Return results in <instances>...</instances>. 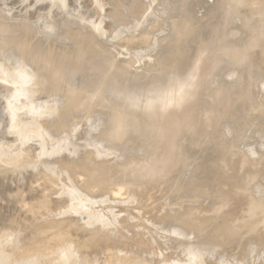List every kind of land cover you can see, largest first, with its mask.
I'll use <instances>...</instances> for the list:
<instances>
[{
    "label": "rangeland",
    "instance_id": "obj_1",
    "mask_svg": "<svg viewBox=\"0 0 264 264\" xmlns=\"http://www.w3.org/2000/svg\"><path fill=\"white\" fill-rule=\"evenodd\" d=\"M252 1L248 4L247 9L252 12L259 11L260 6L258 7V5L253 4ZM258 1L260 2L262 0ZM99 2L100 5L96 3L95 0H0V39L1 37H5L6 39H4L5 42L3 41L5 44L4 48L0 50V70H11V74H8L9 76L6 78L7 81L12 82L11 84L9 82H4L3 86L0 85V203L2 202V208L0 206V245L3 250L2 252L0 251V255L6 256V259L11 261L13 259L20 260L22 257L27 256H29L27 258H31V254L35 255L36 253L38 258L44 259V261L42 259L40 261V259L36 257V262L40 261L41 263L43 261L41 264H61L63 262H67L66 264H105L106 260L108 261L106 264H156L157 262V264H159L160 261L165 259L168 260V258L169 260L174 258L186 259L189 258V256L191 257L189 258L190 260L199 256L202 261H206V264H213V260H225L228 262L227 264H246L247 262V264H254L255 259V264L258 262L264 264V244L259 246L260 248L258 247V251H256L257 248L254 249L250 247L251 245L247 246V243L257 241L256 237L258 234L262 235L263 233L264 235V224L252 230L250 229L249 231L246 228H240L238 230L239 236L235 239V242H221L222 244L217 243L215 245V243L210 240L213 236V228L203 224V219L211 216V214L207 212L210 200L208 198L210 197L204 195L205 198L199 199V208L195 213L191 214V207L196 205L198 200L193 203L191 199L179 200L177 196L179 190L181 191L184 186L189 185L190 181L185 179L181 183L182 185L179 184V186H174L172 183L175 182L173 180L179 176L185 177L191 171V179L196 177L203 179L206 177V172L210 169H219L220 174H223L224 177L231 173V171H229L231 168L240 171V176L247 174L246 170H248L249 173L255 174V178L253 182L251 181L253 185L247 184L245 187L244 196L248 199L258 200L264 205V145L262 150H260L261 145L264 143V131L261 132L264 130V121L258 124V126L253 125V129L251 127L240 133L238 144L247 141L248 143H245V145L247 144L248 147H246L247 145L234 147L235 141L231 142L232 150L229 156L231 166L229 168L227 166L228 164H224L219 158L218 150L221 149L222 145L217 139L214 140V138H220L214 137L212 140L214 141L213 143H208V146L204 147L198 154L193 155V157L189 156L187 161L185 160L182 164L181 168H178L179 170L176 168L177 171H175V174L174 172L172 173L173 177L171 173L165 175L168 177L166 180L165 176L161 174L159 164L154 163L152 160L154 158L152 150L154 149L149 147V150L147 149L146 151V148H144V141L140 140L134 133H126L122 140L110 139L112 130L108 123V111L105 108L95 105V101H93V103L91 102L93 105L79 107L78 109H75L74 106H69L65 99L64 87L51 89L48 86V78L38 74L43 70L40 69L42 63L39 60L35 61V56L31 53V48L29 47V41L31 43L36 41L45 48L47 45L50 47L53 45L60 49L67 44H71L76 48V51L80 46L84 48L89 45V50H91L92 53H96L99 50L106 52L112 57L116 64L118 63L125 67L128 72L140 73L143 68L148 66L155 67L159 63L169 60L168 54L170 49L168 48L173 44L171 36H173L176 31L173 27L176 25L178 10H180L176 7L178 5H175L176 0H99ZM202 4L204 6L211 5L212 0H202ZM201 9L200 6L195 8V21L196 19L200 20V22L205 21V19L202 18L203 11ZM145 12H147V15ZM98 22L99 25H97V29L95 24H98ZM24 28H27L29 32V34H25V36L23 35ZM21 41H26L25 47L20 46ZM80 41H82L80 43L81 45L79 44ZM154 45H156L157 48ZM147 46L148 48H146ZM150 47L151 50H149ZM259 48L260 47H257L255 50L258 51ZM129 54L131 55L130 57ZM140 57L143 58V60ZM256 60L262 64L263 69L260 71L261 75L257 77L249 93L251 101L249 100L247 102L248 106H243V110L247 109L250 113L254 111L252 108L259 107L258 110H263L264 108V61L259 56H257ZM19 61L22 64H20ZM18 64L20 65L19 68L23 67L26 70L30 69V72L33 70L31 72L33 79H30L28 91L25 95L22 94L21 96L19 93H16V89H19L18 84L14 83L16 79L11 77L12 71L16 72L19 66ZM48 71L49 70L46 69L47 75L49 74ZM226 73L229 74L227 75ZM221 76L225 86L229 87L234 83L233 68H227L221 73ZM244 85L246 84L243 82L241 87ZM178 91L180 92L179 95L182 94V89ZM86 97H88L86 100L89 98L95 100L93 94H89ZM8 100H13L11 106L13 110L17 108V115L16 118H14L16 121L11 118L12 111L6 105ZM229 102L232 103L233 101ZM223 104L224 103H221L220 108H222L221 106H223ZM32 105L36 108H33ZM37 109L40 111H37ZM33 110H35V112L37 111V114H34ZM255 110V112H258L257 108ZM19 115L23 117L21 118ZM28 120L30 124L33 121L34 123H39V125H36V123L33 125L32 123L33 126L37 127L36 132H34L36 129L33 126L29 127L27 123ZM15 122L18 124L21 122L19 126H24V122L25 125H27V129H29H26V131L25 127H18V124L16 126ZM205 123L206 122L199 117L196 127L192 130L179 132L177 134V140L181 139L182 135L194 137L196 132L203 129ZM260 126L263 128L262 130ZM11 127H14L11 130L12 132L7 131ZM17 128L19 129L17 130ZM33 128L34 130L32 131ZM254 128L261 131L257 132V129ZM250 130L252 132H250ZM13 131L16 132V135ZM213 131H215L213 128H207V134ZM250 133L253 135H250ZM254 135H257L258 139L257 136L255 138ZM244 136H246L249 141ZM15 138L17 140H15ZM134 140L137 142H133ZM108 146L113 149L110 150ZM188 146L186 142L181 145L177 151L180 149H189L190 153L198 151L197 148H189ZM243 146L253 150L258 147V150L256 149L255 151L259 153L257 152L258 155L256 159L254 158L255 160H248L241 155L242 151L246 150ZM260 153H262V155ZM3 156H7V160L5 157L2 159ZM169 158H171L170 154ZM196 160L198 163H196ZM239 161L243 162V166H247L244 170L239 169ZM144 163H149L147 167L149 170H147V176L143 177L140 175V171H142L140 170L142 169L140 166ZM246 163L250 165H246ZM188 168L189 172L187 171ZM186 171L188 173H185ZM177 172L178 174L176 175ZM225 172H227L226 175ZM141 174L145 175L146 171L143 173L141 172ZM171 178L174 179L170 181ZM50 179L52 180L50 181ZM257 179H259V181ZM147 182L152 184L149 185ZM249 185L253 188H249ZM32 188L34 190H32ZM115 188H117L116 191L114 190ZM141 188L142 191H140ZM130 189L133 191H130ZM135 189H137L138 193ZM224 189L228 190H226V192H230L234 195L236 194L234 196L235 199L242 200V197L244 199L243 192L241 195L240 190L233 188H229V190L227 187H224ZM23 190L25 191L23 192ZM123 190L126 191V193L128 192V194ZM32 191L37 192L40 196L38 195L31 199L28 193ZM116 193H118V195H116ZM17 194L19 196H17ZM44 194L50 197L48 196L49 198H45ZM146 197H148V199ZM259 197L261 198L259 199ZM37 198L41 199L38 200ZM242 202L239 206L242 210L240 209L239 211V208H237L235 211L239 218L242 216L241 213H243L242 211L245 208ZM26 203L31 206L29 207ZM52 203L53 205L55 204V206H52ZM80 203L84 204L80 205ZM12 204H14V206ZM48 205H51L49 209ZM54 207L57 209L55 210ZM230 208H232L231 205ZM46 209L47 211L45 212ZM51 210L54 211L52 212ZM12 213H15L16 216ZM32 213L34 214L33 217ZM177 213L180 217L176 216ZM179 213H181V215ZM23 214H27V216ZM171 216H173V218H171ZM18 217L20 220L22 217V222L18 221ZM26 218L27 220H25ZM174 218L177 220L174 221ZM54 220L56 223L58 222L59 225L54 223ZM45 222L47 223L45 224ZM60 226L63 229L61 228V231H58ZM186 226L189 227L186 228ZM253 233H255L256 236ZM251 236L253 238H251ZM254 236L255 241L252 240ZM13 238H15V240ZM10 239L13 240L11 243ZM108 239L111 241V245H109ZM5 241L6 244H4ZM56 242H58V245ZM96 244L100 247L97 248ZM102 244L108 251L113 252L115 248L114 251L117 250L118 252H114L112 256L107 250V252H104L105 248H102ZM61 245H64V247L62 248ZM86 246L89 247L87 248ZM111 246L112 248L110 249ZM144 246L147 248H144ZM92 247H96V249L94 250ZM3 248L7 249L5 250ZM40 248L42 249L40 250ZM100 248L103 251L100 252ZM142 248H144L145 251ZM251 248L253 249V254L256 252L255 256L250 251L249 254L248 250H251ZM43 249L46 250L43 252ZM66 249H68V252ZM69 250L71 252L73 251V253H70ZM59 251L61 253L62 251H66L67 254H65V252L64 256L72 254V256H68L69 259H71L69 261L65 259L64 261V258L67 256L63 257V254ZM41 252L46 256L42 254L41 257V254H39ZM57 252L59 254H56ZM88 252L91 253L89 254ZM145 252H147V254ZM97 253L100 255V258L99 255L96 257L95 254ZM139 253H143L144 255H140ZM14 254L16 255L14 256ZM60 254L62 256L60 259H63V262L57 259ZM149 254L153 258H150ZM169 254H171V256ZM103 255L106 259L105 257L102 259ZM141 256H144L143 259ZM145 256L148 259H146ZM79 257H81V259ZM117 257L119 258L117 259ZM252 257L254 259H252ZM72 258L74 259V263H72ZM97 258L99 259L97 260ZM56 259L57 262L55 261ZM3 261L4 263H2ZM3 261L1 260L2 264H10L5 259ZM38 262L37 264H40Z\"/></svg>",
    "mask_w": 264,
    "mask_h": 264
},
{
    "label": "water",
    "instance_id": "obj_2",
    "mask_svg": "<svg viewBox=\"0 0 264 264\" xmlns=\"http://www.w3.org/2000/svg\"><path fill=\"white\" fill-rule=\"evenodd\" d=\"M175 5L180 10L173 27L176 29L173 44L168 48L169 60L143 68L140 73L128 72L102 50L92 53L89 45L80 46L76 51L71 44L59 49L29 41V47L35 61L42 63L40 69L43 70L38 74L48 78L51 89L64 87L65 99L75 109L93 105L86 100L87 95L93 94L94 104L108 111L110 139L122 140L126 133H134L144 141L146 151L149 147L154 149L152 160L159 164L164 176L181 168L189 156L193 157L208 143H213L214 137L220 138H214L222 145L218 150L219 158L229 168L231 142L236 144L242 131L264 121V108L254 113L243 110V106H248L247 102L251 101L249 93L263 69L256 58L264 54V12L247 9L245 0H212L207 6L202 0H176ZM197 6L202 8L204 22L194 19ZM25 34H29L27 28H24ZM4 39H0V50L4 48ZM20 46L25 47L26 41H21ZM257 47H260L258 51L255 50ZM229 67L234 69V83L227 87L221 73ZM243 82L246 85L241 87ZM172 84L190 89L180 107L165 112L141 107L143 101L156 98ZM221 103H224L222 108ZM199 117L206 122L203 129L194 137L182 135L177 140L179 132L196 127ZM225 127L230 129L232 137L226 134ZM207 128L215 131L207 134ZM186 142L189 148L198 151H177ZM148 166L149 163L140 166L143 177L147 176ZM246 167L240 165L239 169ZM144 171L146 174H141ZM229 171L231 173L224 177L219 169H210L203 179H191V171L185 177H175L173 182L174 186H179L185 179L190 181L177 196L179 200L191 199L193 203L198 200L191 207V214L199 208V199L205 198L204 195L210 197L207 212L211 216L203 219V224L213 228L210 238L213 243L232 241L237 239L240 228L249 231L264 224V205L244 196L245 187L255 174L246 170L247 174L240 176L237 169ZM224 187L240 190L244 199H235ZM240 201L245 208L238 218L235 211Z\"/></svg>",
    "mask_w": 264,
    "mask_h": 264
},
{
    "label": "bare ground",
    "instance_id": "obj_3",
    "mask_svg": "<svg viewBox=\"0 0 264 264\" xmlns=\"http://www.w3.org/2000/svg\"><path fill=\"white\" fill-rule=\"evenodd\" d=\"M95 1H96V3H98V4L100 5L99 0H98V1L95 0ZM245 1L249 4L252 0H245ZM10 2H11V1H10ZM101 3H102V2H101ZM252 3L258 5V7L260 6V10H259V11L264 12V8H263V7H264V6H263V5H264V0H262V1H260V2H259L258 0H253ZM261 7H262V8H261ZM32 8H33V7H32ZM162 8H164V7H162ZM20 9H21V8H20ZM149 9H150V8H149ZM165 9H167V8H165ZM151 10H152V9H151ZM167 10H168V9H167ZM167 10H166V13H167ZM148 11H149V10H148ZM152 11H153V10H152ZM162 11H164V10H162ZM162 11H161V12H162ZM146 13H147V12H145V14H146ZM153 13H154V12H153ZM166 13H165V15H166ZM157 14H158V13H157ZM162 14H163V13H162ZM146 15H147V14H146ZM146 15H145V18H146ZM157 16H158V15H157ZM143 18H144V17H143ZM140 21H141V20H140ZM140 21H138V22H140ZM142 22H143V21H142ZM146 22H147V21H146ZM100 23H101V21H100ZM95 25H96V27H97V25H99V22H98V24H95ZM100 25H101V24H100ZM162 25H163V24H162ZM99 28H101V27H99ZM97 29H98V27H97ZM97 29H96V31H97ZM103 30H104V29H103ZM134 30H135V29H134ZM98 31H99V30H98ZM101 31H102V30H101ZM133 33H134V32H133ZM164 33H165V32H164ZM97 34H98V33H97ZM93 35H94V34H93ZM95 36H96V35H95ZM101 36H102V35H101ZM171 38H172V36H171ZM103 39H104V38H103ZM168 39H169V38H168ZM110 40H111V39H110ZM108 41H109V40H108ZM127 41H128V40H127ZM127 41H126V42H127ZM168 41H169V40H168ZM153 42H154V41H153ZM162 42H163V41H162ZM108 43H109V42H108ZM151 43H152V42H151ZM151 43H149V44H151ZM166 43H167V42H166ZM166 43H165V44H166ZM109 44H111V43H109ZM156 44H157V43H156ZM158 44H159V39H158ZM162 44H164V43H162ZM106 45H107V42H106ZM150 46H151V45H150ZM154 46L156 47V45H154ZM152 47H153V46H152ZM163 47H164V46H163ZM165 47H166V45H165ZM146 48H148V46H147ZM156 48H157V47H156ZM156 48H155V49H156ZM112 49H113V48H112ZM155 49H154V50H155ZM159 49H160V48H159ZM22 50H23V49H22ZM122 50H123V49H122ZM149 50H151V47H150ZM163 50H164V49H163ZM134 51H135V50H134ZM142 51H143V50H142ZM156 51H157V50H156ZM164 52H165V51H164ZM121 53H122V52H121ZM121 53H120V54H121ZM132 53H133V52H132ZM132 53H130V54H132ZM138 53H139V52H138ZM138 53H137V54H138ZM130 54H129V57L131 56ZM134 54H135V53H134ZM139 54H141V53H139ZM132 55H133V54H132ZM162 55H163V54H162ZM123 56H124V55H123ZM144 56H145V55H144ZM152 56H153V55H152ZM120 57H121V56H120ZM125 57H127V56H125ZM129 57H128V58H129ZM136 57H137V56H136ZM137 58H138V57H137ZM137 58H136V59H137ZM140 58H141V57H140ZM150 58H151V57H150ZM261 58H262V60L264 61V54L261 56ZM29 59H30V58H29ZM122 59H125V58H122ZM141 59L143 60V58H141ZM22 60H23V59H22ZM142 60H141V61H142ZM117 62H119V61H117ZM139 62H140V61H139ZM139 62H138V63H139ZM142 62H143V61H142ZM7 63H8V62H7ZM19 63H20V61H19ZM20 64H22V63H20ZM117 64H118V63H117ZM18 65H19V64H18ZM23 65H24V64H23ZM19 67H20V65L17 67L16 72H13V71H12V75H11V77H13V78L16 79V80L14 81V83L18 84V86H19V89H16V90L18 91V92L16 91V93H19V95L21 96L22 94L25 95V93L28 91L29 84H30V79H33V78H32L33 75H32V73H31L33 70L30 72V71H29L30 69H29V70H26L25 68L22 67V65H21L22 68H19ZM9 68H10V67H9ZM26 68H27V66H26ZM28 68H29V67H28ZM231 73H232V71H231ZM8 74H11V70H10V71H8L7 69H2V70H0V85L3 86V83H4V82H9L10 84L12 83L11 81H7V78H6V77L9 76ZM226 74H227V73H226ZM228 74H229V73H228ZM228 74H227V75H228ZM37 75H38V74H37ZM224 76H225V75H224ZM11 77H10V78H11ZM233 79H234V77H233ZM8 80H9V79H8ZM230 80H231V79H230ZM5 85H7V84H5ZM48 86H49V85H48ZM230 86H231V85H230ZM180 89H182V94L179 95L180 92H179L178 90H180ZM13 90H14V89H13ZM11 93H12V92H11ZM189 93H190V89H189V88H185L184 86H178V85H173V84H172V85L167 86L166 89H165V90H164L159 96H157L156 98L151 99V100H145V101H143L142 104H140V105H141V107H142L143 109H147V110L157 109V110H159V111H161V112H165V111H168V110H171V109H176V108L180 107L181 104H182V103L187 99V97L189 96ZM12 94H13V93H12ZM19 95H18V96H19ZM16 98H17V96H16ZM87 98H88V97H87ZM9 99H10V98H9ZM11 99H12V98H11ZM17 99H18V98H17ZM14 100H15V98H14ZM52 100H53V99H52ZM87 101H88V103H91V102L93 103L94 100L91 99V98H89V99H87ZM0 102H1V101H0ZM92 103H91V104H92ZM12 104H13V100H8L7 103H6V105H7V106L11 109V111H12V112L10 111V112H11V116H12L11 118L14 119V118H16V115H17V113H16V109H17V108L15 109V107H14L15 110H13V108H11ZM30 105H31V104H30ZM32 106H33V105H32ZM39 106H40V105H39ZM16 107H17V106H16ZM22 107H23V106H22ZM6 108H7V107H6ZM33 108H36V107L33 106ZM43 108H44V107H43ZM256 108L258 109L259 107H256ZM256 108H252V110L254 109L253 113L255 112V109H256ZM28 109H29V108H28ZM31 109H32V108H31ZM37 111H40V110L37 109ZM37 111H36V112H37ZM259 111H260V110H259ZM36 112H35V110H33V113H34V114H37ZM4 113H5V112H4ZM22 114H23V113H22ZM23 115H24V114H23ZM19 116H20L21 118L23 117V116H21V115H19ZM19 116H18V117H19ZM24 116H25V115H24ZM98 116H99V115H98ZM18 117H17V118H18ZM20 117H19V118H20ZM103 117H104V116H103ZM26 118H27V117H26ZM32 118H34V117H32ZM32 118H31V119H32ZM10 120H11V119H10ZM24 120H26V119H24ZM14 121H16V120L14 119ZM20 121H21V120H20ZM38 121H39V120H38ZM8 122H9V120H8ZM25 122H26V121H25ZM31 122H32V121H31ZM103 122H104V121H103ZM0 123H1V122H0ZM9 123H10V122H9ZM12 123H13V122H12ZM15 123H16V122H15ZM20 123H21V122H19V124L16 123V126H17V124H18V127H25V130H26V129H27V125H25V123L23 122V125H24V126H22V125L19 126ZM27 123L29 124V127L35 125V123H36V125H39V123H38V124H37V122L34 123V121L32 122V123H33V125H32V123H31V124L29 123V120H28ZM27 123H26V124H27ZM41 123H42V122H41ZM263 125H264V123H263ZM257 126H258V125H257ZM33 127H34L36 130H34V128H33L32 131L34 130V132H36V131H37V127H35V126H33ZM42 127H43V126H42ZM42 127H41V129H42ZM13 128H14V127H11V128H10L9 130H7V131H11ZM15 128H16V127H15ZM257 128H258V127H257ZM257 128H254V129H257ZM260 128H261V126H260ZM263 128H264V127H263ZM263 128H261V130H262ZM18 129H19V128H17V130H18ZM28 129H29V128H28ZM28 129H27V130H28ZM38 129H39V128H38ZM252 129H253V126H252ZM27 130H26V131H27ZM261 130H260V131H261ZM41 131H42V130H41ZM224 131L226 132V134H228L229 137H232V134H230L231 131H230V129H229L228 127H225V128H224ZM247 131H248V130H247ZM256 131H257V132H260V131H258V129H257ZM256 131H255V132H256ZM263 131H264V130H262L261 132H263ZM11 132H12V131H11ZM13 132H14V131H13ZM23 132H24V131H23ZM250 132H252V131L250 130ZM255 132H253V133H255ZM9 133H10V132H9ZM15 133H16V132H14V134H15ZM26 133H27V132H26ZM26 133H25V135H26ZM248 133H249V132H248ZM3 134H4V133H3ZM7 134H8V133H7ZM43 134H44V133H43ZM43 134H42V135H43ZM251 134H252V133H250V135H251ZM10 135H11V134H10ZM15 135H16V134H15ZM22 135H23V134H22ZM25 135H24V138H25ZM246 135H247V134H246ZM252 135H253V134H252ZM8 136H9V135H8ZM26 136H27V135H26ZM248 136H249V134H248ZM254 136H255V135H254ZM256 136H257V135H256ZM256 136H255V138H256ZM27 137H28V136H27ZM244 137H246V136H244ZM249 137H250V136H249ZM249 137H248V138H249ZM263 137H264V135H263ZM24 138H23V139H24ZM18 139H19V138H18ZM41 139H42V138H41ZM243 139H244V138H243ZM246 139H247V137H246ZM257 139H258V136H257ZM15 140H17V139L15 138ZM247 140H248V139H247ZM250 140H251V139H250ZM261 140H262V139H261ZM135 141H136V140H134L133 142H135ZM248 141H249V140H248ZM251 141H253V140H251ZM254 141H255V140H254ZM136 142H137V141H136ZM139 142H140V141H139ZM238 143H239V142H237V143L234 145V147H235V146H238V147H239V146L245 145V143H248V142L246 141L245 143H241V144H238ZM262 143H263V142H262ZM250 144H251V143H250ZM259 144H260V143H259ZM259 144H258V145H259ZM246 145H247V144H246ZM246 145H245V146H246ZM251 145H252V144H251ZM253 145H254V143H253ZM263 145H264V143L261 145L260 150H262ZM110 146H111V145H110ZM116 146H117V145H116ZM120 146H121V145H120ZM259 146H260V145H259ZM108 147H109V146H108ZM246 147H248V145H247ZM246 147L243 146V148H246ZM101 148H102V147H101ZM109 148H110V147H109ZM109 148H108V149H109ZM120 148H121V147H120ZM241 148H242V147H241ZM241 148H240V149H241ZM257 148H258V147H257ZM257 148H256V149H257ZM1 149H2V148H1ZM112 149H113V148H112ZM112 149L110 148V150H112ZM115 149H116V147H115ZM118 149H119V148H118ZM125 149H126V147H125ZM125 149H124V150H125ZM178 149H179V148H178ZM256 149H255V150H256ZM255 150H253V149H249V148H246V150H243V151H242L241 155L244 156L245 158H247L248 160L253 161V160L256 159V156H257L258 153H259L258 151H255ZM257 150H258V149H257ZM1 151H2V150H1ZM113 151H114V150H113ZM117 151H118V150H117ZM125 151H126V150H125ZM125 151H123V152H125ZM239 151H240V150H239ZM263 151H264V150H263ZM176 152H177V151H176ZM257 152H258V153H257ZM25 153H26V152H25ZM25 153H24V154H25ZM237 154H238V153H237ZM260 154L262 155V153H260ZM122 155H123V154H122ZM1 156H2V155H1ZM10 156H11V155H10ZM14 156H15V155H14ZM4 157H5V156H3V158H2V157H1V158L4 159ZM15 157H16V156H15ZM262 157H263V156H262ZM7 158H8V157L6 156L5 159L7 160ZM123 158H124V157H123ZM254 158H255V159H254ZM9 159H10V158H9ZM16 159H17V158H16ZM16 159H15V160H16ZM105 159H106V158H105ZM258 159H259V158H258ZM12 160H13V159H12ZM108 160H109V159H108ZM110 160H111V159H110ZM8 161H10V160H8ZM186 161H187V160H186ZM184 162H185V161H184ZM7 163H8V162H7ZM118 163H119V162H118ZM189 163H190V162H189ZM191 163H192V162H191ZM242 163H243V162L239 161V164H240V165H242ZM1 164H2V163H1ZM186 164H187V162H186ZM247 164H248V163H246V165H247ZM252 164H253V163H252ZM252 164H251V165H252ZM4 165H5V164H4ZM155 165H156V164H155ZM184 165H185V164H184ZM184 165H183V167H184ZM248 165H250V164H248ZM253 165H254V164H253ZM227 166H228V165H227ZM8 167H9V166H8ZM131 167H132V166H131ZM185 167H186V165H185ZM185 167H184V168H185ZM0 168H1V167H0ZM34 170H35V169H34ZM68 170H69V169H68ZM72 171H73V170H72ZM187 171L189 172V168H188ZM187 171H186L185 173H188ZM66 172H67V171H66ZM183 172H184V170H183ZM183 172H182V173H183ZM172 173H173V172H172ZM172 173H171V175H172ZM223 173H224V172H223ZM7 174H8V173H7ZM72 174H73V173H72ZM174 174H175V172H174ZM177 174H178V172L176 173V175H177ZM263 174H264V173H263ZM176 175H175V176H176ZM183 175H184V174H183ZM168 176H169V175H168ZM70 177H71V176H70ZM160 177H162V176H160ZM170 177H171V176H170ZM170 177H169V178H170ZM172 177H173V175H172ZM23 178H24V177H23ZM75 178H76V177H75ZM75 178H73V179H75ZM87 178H88V177H87ZM158 178H159V177H158ZM162 178H163V177H162ZM165 178H166V180L168 179V177H166V176H165ZM165 178H164V180H165ZM263 178H264V177H263ZM48 179H49V178H48ZM173 179H174V178H171L170 181H172ZM51 180H52V179H50V181H51ZM156 180H158V179H156ZM159 180H161V179H159ZM162 180H163V179H162ZM164 180H163V182H164ZM257 180L259 181V179H257ZM260 180H261V179H260ZM147 181H148V180H147ZM173 181H174V180H173ZM148 182H149V181H148ZM148 182H147V183H148ZM150 182H152V181H150ZM252 182H253V180H252ZM252 182H250V184H252ZM262 182H263V181H262ZM10 183H11V182H10ZM147 183H145V184H147ZM152 183H153V182H152ZM152 183H150V184H152ZM172 183H173V182H172ZM37 184H38V182H37ZM44 184H45V183H44ZM94 184H95V183H94ZM108 184H109V183H108ZM123 184H124V183H123ZM125 184H126V183H125ZM139 184H140V183H139ZM141 184H142V183H141ZM143 184H144V183H143ZM148 184H149V183H148ZM148 184H147V185H148ZM150 184H149V185H150ZM256 184H257V183H256ZM82 185H83V184H82ZM132 185H133V184H132ZM149 185H148V186H149ZM252 185H253V184H252ZM4 186H5V185H4ZM114 186H116V185H114ZM249 186H250L249 188H251V189L253 188V187H251V185H249ZM26 187H27V185H26ZM41 187H42V186H41ZM43 187H44V186H43ZM83 187H84V185H83ZM97 187H98V186H97ZM117 187H118V186H117ZM142 187H143V186H142ZM144 187H145V186H144ZM152 187H153V186H152ZM46 188H47V187H46ZM46 188H45V189H46ZM155 188H156V187H155ZM177 188H178V187H177ZM24 189H25V188H24ZM37 189H38V187H37ZM116 189H117V188H115L114 190L116 191ZM147 189H148V188H147ZM228 189H229V188H228ZM32 190H34V189L32 188ZM38 190H39V189H38ZM85 190H86V189H85ZM105 190H106V189H105ZM107 190H108V189H107ZM112 190H113V188H112ZM128 190H129V188H128ZM131 190H132V189H130V191H131ZM135 190L137 191V189H135ZM135 190H134V191H135ZM181 190H182V189H181ZM229 190H230V189H229ZM24 191H25V190H23V192H24ZM40 191H41V190H40ZM52 191H53V190H52ZM52 191H51V192H52ZM123 191H124V190H123ZM130 191H129V193H130ZM132 191H133V190H132ZM140 191H142V188L140 189ZM172 191H173V190H172ZM179 191H180V190H179ZM251 191H252V190H251ZM54 192H55V191H54ZM87 192H88V190H87ZM124 192L126 193V191H124ZM17 193H18V192H17ZM40 193H41V192H40ZM55 193H56V192H55ZM137 193H138V191H137ZM233 193H234V192H233ZM250 193H251V192H250ZM13 194H14V193H13ZM13 194H12V195H13ZM24 194H25V193H24ZM28 194L30 195L31 199H32V197H35V196H38V195L40 196V194H37V192H34V191H32V192H30V193H28ZM28 194H27V195H28ZM47 194H48V192H47ZM51 194H52V193H51ZM81 194H82V193H81ZM88 194H89V193H88ZM109 194H110V193H109ZM109 194H108V195H109ZM126 194H128V192H127ZM131 194H132V193H131ZM1 195H3V194H1ZM27 195H26V196H27ZM29 195H28V196H29ZM41 195H42V194H41ZM85 195H86V194H85ZM116 195H118V193H116ZM144 195H145V194H144ZM235 195H236V194H235ZM235 195L233 194V196H235ZM17 196H19V195L17 194ZM44 196H45V198H46V197H48L49 195L46 196V195L44 194ZM128 196H129V195H128ZM255 196H256V195H255ZM49 197H50V196H49ZM49 197H48V198H49ZM82 197H83V195H82ZM87 197H88V196H87ZM140 197H141V196H140ZM42 198H43V197H42ZM65 198H66V197H65ZM85 198H86V197H85ZM143 198H144V197H143ZM146 198L148 199V197H146ZM150 198H151V197H150ZM254 198H255V197H254ZM260 198H261V197H259V199H260ZM9 199H10V198H9ZM27 199H28V198H27ZM33 199H34V198H33ZM37 199H38V198H37ZM39 199H41V198H39ZM39 199H38V200H39ZM83 199H84V198H83ZM113 199H114V198H113ZM263 199H264V198H263ZM1 200H2V199H1ZM25 200H26V198H25ZM46 200H48V199H46ZM80 200H81V199H80ZM86 200H87V199H86ZM239 200H240V199H239ZM10 201H11V200H10ZM28 201H30V200H28ZM54 201H55V200H54ZM79 202H81V201H79ZM82 202H83V201H82ZM1 203H2V202H1ZM1 203H0V206H1ZM31 203H32V202H31ZM34 203H35V202H34ZM48 203H49V202H48ZM53 203H54V202H53ZM53 203H52V206H55V204L53 205ZM240 203H241V202H240ZM3 204H4V203H3ZM8 204H9V203H8ZM26 204H27V203H26ZM40 204H41V202H40ZM40 204H39V206H40ZM44 204H45V202H44ZM46 204H47V203H46ZM50 204H51V203H50ZM82 204H84V203H82ZM82 204L80 203V205H82ZM202 204H203V203H202ZM12 205L14 206V204H12ZM27 205H29V204H27ZM60 205H62V204H60ZM80 205H79V206H80ZM13 206H12V208H13ZM23 206H24V204H23ZM25 206H26V205H25ZM30 206H31V205H29V207H30ZM41 206H42V205H41ZM49 206H51V205H48V209H49ZM83 206H84V205H83ZM157 206H158V205H157ZM178 206H179V205H178ZM6 207H7V206H6ZM16 207H17V205H16ZM27 207H28V206H27ZM42 207H43V206H42ZM42 207H41V208H42ZM100 207H101V206H100ZM183 207H184V206H183ZM242 207H243V206H242ZM1 208H2V206H1ZM4 208H5V207H4ZM44 208H45V206H44ZM44 208H43V209H44ZM54 208H55V207H54ZM86 208H87V207H86ZM152 208H153V207H152ZM152 208H151V210H152ZM160 208H161V207H160ZM243 208H244V207H243ZM9 209H10V207H9ZM9 209H8V212H9ZM28 209H29V208H28ZM28 209H27V210H28ZM30 209H31V208H30ZM50 209H51V208H50ZM52 209H53V208H52ZM56 209H57V208H55V210H56ZM174 209H175V208H174ZM178 209H179V208H178ZM188 209H189V208H188ZM240 209H241V208H239L238 210L240 211ZM10 210H11V209H10ZM88 210H89V208H88ZM179 210H181V209H179ZM183 210H184V209H183ZM241 210H242V209H241ZM13 211H14V210H13ZM30 211H32V210H30ZM46 211H47V209L45 210V212H46ZM51 211L53 212L54 210H51ZM51 211H50V212H51ZM152 211H153V210H152ZM184 211H185V210H184ZM184 211H183V212H184ZM186 211H187V210H186ZM0 212H1V211H0ZM5 212H6V211H5ZM8 212H7V213H8ZM42 212H43V211H42ZM45 212H43V213L46 214ZM61 212H62V211H61ZM89 212H90V211H89ZM89 212H88V215H89ZM154 212H155V211H154ZM168 212H169V211H168ZM187 212H188V211H187ZM2 213H3V212H2ZM15 213H16V212H15ZM15 213H12V214H14V216H16ZM26 213H27V212H26ZM28 213H29V211H28ZM30 213H31V212H30ZM48 213H49V211H48ZM152 213H153V212H152ZM181 213H182V211H181ZM181 213H179V214L181 215ZM19 214H21V213H19ZM170 214H171V213H170ZM241 214H242V213H241ZM23 215H26V216H27V214H23ZM41 215H42V214H41ZM48 215H49V214H48ZM50 215H51V214H50ZM88 215H87V216H88ZM12 216H13V215H12ZM20 216H21V215H20ZM33 216H34V214L32 213V217H33ZM67 216H68V215H67ZM91 216H92V215H91ZM176 216H179L178 213L176 214ZM176 216H175V217H176ZM49 217H50V216H49ZM72 217H73V216H72ZM179 217H180V216H179ZM179 217H178V219H179ZM18 218H19V217H18ZM18 218H16V219H18ZM28 218H29V216H28ZM36 218H37V216H36ZM171 218H173V216H171ZM176 218H177V217H176ZM176 218H174L175 220H174V219H173V220L176 221V220H177ZM238 218H239V217H238ZM23 219H24V218H23ZM32 219H35V218H32ZM42 219H43V218H42ZM77 219H78V218H77ZM89 219H91V218H89ZM21 220H22V217H21ZM21 220H20V218L18 219V221H21ZM25 220H27V218H26ZM36 220H37V219H36ZM51 220H52V219H51ZM65 220H66V219H65ZM162 220H163V218H162ZM32 221H33V220H32ZM49 221H50V220H49ZM171 221H172V220H171ZM194 221H195V219H194ZM14 222H15V221H14ZM21 222H22V221H21ZM42 222H43V221H42ZM43 223H44V222H43ZM43 223H42V224H43ZM46 223H47V222H45V224H46ZM50 223H51V222H50ZM54 223H56L55 220H54ZM56 224L59 225L58 222H57ZM171 224H172V223H171ZM39 225H41V224H39ZM180 225H182V224H180ZM183 225H184V224H183ZM15 226H16V225H15ZM177 226H178V224H177ZM37 227H38V226H37ZM188 227H189V226H188ZM188 227L186 226V228H188ZM190 227H191V226H190ZM40 228H41V227H40ZM51 228H53V227H51ZM56 228H57V226H56ZM58 228H59V227H58ZM61 228H62V227L60 226L59 230H58V229H57V230H58V231H61V230H60ZM182 228H183V227H182ZM184 228H185V226H184ZM7 229H8V228H7ZM62 229H63V228H62ZM192 229H194V228H192ZM38 230H39V229H38ZM55 230H56V229H55ZM71 230H72V229H71ZM201 230H202V229H201ZM73 231H74V230H73ZM196 231H197V230H196ZM17 232H18V231H17ZM68 232H69V231H68ZM256 232H257V231H256ZM256 232H255V233H256ZM259 232H260V231H259ZM261 232H262V231H261ZM6 233H8V232H6ZM91 233H92V232H91ZM249 233H250V232H249ZM255 233H253V234L255 235ZM8 234H9V233H8ZM114 234H115V233H114ZM253 234H252V235H253ZM256 234H257V233H256ZM1 235H2V234H1ZM15 235H16V234H15ZM2 236H3V235H2ZM9 236H10V235H9ZM110 236H111V235H110ZM153 236H154V235H153ZM238 236H239V235H238ZM248 236H249V235H248ZM255 236H256V235H255ZM255 236H254V239H252V240H254V241H255ZM4 237H6V236H4ZM4 237H3V238H4ZM12 237H13V236H12ZM12 237H11V238H12ZM18 237H19V236H18ZM3 238H1V239H3ZM245 238H246V237H245ZM251 238H253V237L251 236ZM13 239L15 240V238H13ZM63 239H64V238H63ZM256 239H257V241H255V242H253V243H251V242L247 243V246H248V245H249V246L251 245L250 247H253L254 249L257 248L256 251H258V249L260 248L259 246H262V245L264 244V235H263V233H262V235L258 234L257 237H256ZM10 240H11V239H10ZM106 240H107V239H106ZM111 240H112V239H111ZM12 241H13V240H11L10 243H11ZM44 241H45V240H44ZM69 241H70V240H69ZM74 241H75V240H74ZM108 241H109V239H108ZM233 241L235 242V239H233V240L230 241V242L233 243ZM46 242H47V241H46ZM59 242H60V241H59ZM70 242H71V241H70ZM112 242H113V241H112ZM241 242H242V241H241ZM15 243H16V242H15ZM37 243H38V242H37ZM40 243H41V242H40ZM56 243H57V245H58V242H56ZM65 243H66V241H65ZM75 243H76V242H75ZM104 243H105V242H104ZM109 243H110V244H109ZM109 243H108V244L111 245V241H109ZM178 243H179V242H178ZM220 243H221V242H220ZM220 243H218V244H220ZM4 244H6V241H5ZM31 244H32V243H31ZM50 244H51V243H50ZM63 244H64V243H63ZM201 244H202V243H201ZM216 244H217V243H215V245H216ZM221 244H222V243H221ZM230 244H231V243H230ZM236 244H237V243H236ZM242 244H244V243H242ZM12 245H15V244H12ZM36 245H38V244H36ZM66 245H67V244H66ZM79 245H80V243H79ZM91 245H93V244H91ZM96 245H97V244H96ZM102 245H103V244H102ZM102 245H101V246H102ZM109 245H106V246H109ZM112 245H113V244H112ZM5 246H7V245H5ZM29 246H30V245H29ZM42 246H43V245H42ZM55 246H56V245H55ZM61 246H62V245H61ZM94 246H95V245H94ZM160 246H161V245H160ZM195 246H196V245H195ZM198 246H200V245H198ZM201 246H202V245H201ZM228 246H229V245H228ZM233 246H234V245H233ZM3 247H4V246H3ZM19 247H20V246H19ZM26 247H27V246H26ZM39 247H40V246H39ZM43 247H44V246H43ZM50 247H51V246H50ZM63 247H64V245L62 246V248H63ZM66 247H67V246H66ZM66 247H65V248H66ZM68 247H69V246H68ZM86 247H87V246H86ZM88 247H89V246H88ZM88 247H87V248H88ZM90 247H91V246H90ZM99 247H100V246L97 245V248H99ZM113 247H114V246H113ZM142 247H143V245H142ZM219 247H221V246H219ZM223 247H224V246H223ZM250 247H249V249H250ZM258 247H259V248H258ZM37 248H38V247H37ZM37 248H36V249H37ZM48 248H49V247H48ZM48 248H47V249H48ZM65 248H64V250H65ZM102 248L104 249L105 246L103 245ZM108 248H109V247H108ZM111 248H112V246L110 247V249H111ZM135 248H136V247H135ZM144 248H147V247L144 246ZM144 248H142V249L144 250ZM215 248H216V247H215ZM0 249H1L0 251L2 252L3 250H2L1 245H0ZM3 249H5V248H3ZM6 249H7V248H6ZM6 249H5V250H6ZM12 249H13V248H12ZM16 249H17V247H16ZM34 249H35V248H34ZM41 249H42V248H40V250H41ZM53 249H54V248H53ZM68 249H69V248H68ZM68 249H66L67 252H68ZM83 249H85V248H83ZM92 249L95 250L96 247H94V248L92 247ZM100 249H101V248H100ZM100 249H97V250H100ZM110 249H109V250H110ZM222 249H223V248H222ZM240 249H241V248H240ZM13 250H14V249H13ZM19 250H20V249H19ZM29 250H30V249H29ZM40 250H39V251H40ZM45 250H46V249H43L42 251L44 252ZM64 250H63V251H64ZM90 250H91V248H90ZM106 250L108 251V249L105 248L104 252H107ZM114 250H115V248H114ZM114 250H113V252H112V251H111V252L108 251V252H110V253L112 254V256H113L114 252L117 251V250H116V251H114ZM135 250H136V249H135ZM149 250H150V249H149ZM9 251H10V250H9ZM36 251H37V250H36ZM39 251H38V252H39ZM63 251H62V253H61L60 251H59V252H60L61 254H63V257H66V256H67L66 258H64V261H65V259H66V261H69V260L71 259V258L69 259V257H68L70 254L64 256V253H65L66 251H65V252H63ZM101 251H103V250L101 249L100 252H101ZM144 251H145V250H144ZM249 251L252 253V252H253V249L251 248V250H248V252H249ZM263 251H264V250H263ZM21 252H22V251H21ZM38 252H37V253H38ZM67 252H66L65 254H67ZM69 252H70V253H73V251L71 252L70 250H69ZM94 252H95V251H94ZM97 252H98V251H97ZM104 252H103V253H104ZM117 252H118V251H117ZM120 252H121V251H120ZM149 252H150V251H149ZM149 252H148V253H149ZM155 252H156V251H155ZM234 252H235V251H234ZM241 252H242V251H241ZM250 252H249V254H250ZM10 253H12V252H10ZM14 253H15V252H14ZM33 253H34V252H33ZM88 253H89V252H88ZM90 253H91V252H90ZM90 253H89V254H90ZM98 253H99V252H98ZM98 253L95 254L96 257H98V256H97V255H99ZM110 253H109V254H110ZM137 253H138V252H137ZM145 253L147 254V252H145ZM150 253H151V252H150ZM255 253H256V252H254V254H253V253H252V254L255 256ZM2 254H3V253H2ZM17 254H18V253H17ZM39 254H41V257H42V254H44V253L41 252V253H39ZM39 254H38V255H39ZM56 254H59V253L57 252ZM61 254H60V256L58 255L59 257H58L57 259H58L60 262H63V259H60V257H62ZM100 254H101V253H100ZM109 254H108V255H109ZM111 254H110V255H111ZM139 254H140V253H139ZM142 254H143V253H142ZM142 254H140V255H142ZM146 254H145V255H146ZM247 254H248V253H247ZM247 254H246V255H247ZM10 255H11V254H10ZM15 255H16V254H14V256H15ZM20 255H21V254H20ZM31 255H32L31 258H27V257H29V256H27V257H22L20 260L13 259V260H11V261H9V259H6V256L4 257V256L0 255V264L4 263V261H3L4 259H5L6 261H8V263H10V264H37L38 261L36 262V257L38 258V256L36 255V253H35L36 256H35L34 254H31ZM74 255H75V254H74ZM74 255H73V256H74ZM104 255H105V254H104ZM104 255L102 256V259H103V257H105ZM110 255H109V257H110ZM143 255H144V254H143ZM149 255H150V254H149ZM169 255L171 256V254H169ZM253 255H252V256H253ZM21 256H22V255H21ZM43 256H46V255L44 254ZM70 256H72V254H71ZM88 256H90V255H88ZM146 256H147V255H146ZM146 256H145V257H146ZM242 256H243V255H242ZM249 256H250V255H249ZM249 256H248V258H249ZM262 256H263V255H262ZM2 257H4V258H2ZM94 257H95V256H94ZM115 257H116V256H115ZM115 257H114V258H115ZM143 257H144V256H143ZM143 257L141 256L142 259H143ZM147 257H148V256H147ZM147 257H146V259H148ZM149 257L151 258L152 256L150 255ZM8 258H9V257H8ZM46 258H47V257H46ZM46 258H45V260H46ZM79 258L81 259V257H79ZM99 258H100V255H99ZM99 258H97V260H98ZM118 258H119V257H117V259H118ZM123 258H124V257H123ZM126 258H127V257H126ZM138 258H139V257H138ZM150 258H149V259H150ZM152 258H153V257H152ZM154 258H156V257H154ZM189 258H191V257L189 256ZM189 258H186V259L174 258V259H172V260H169V258H168V260L165 259V260L160 261L159 264H206V263H205L206 261H205V262L202 261L201 257H199V256H197V257H195V259H191V260H190ZM38 259H40V261H41L42 258L39 257ZM57 259L55 260L56 262H57ZM67 259H68V260H67ZM94 259H96V258H94ZM105 259H106V257H105ZM112 259H113V258H112ZM146 259H145V260H146ZM252 259H254V258L252 257ZM1 260L3 261L2 263H1ZM42 260L44 261V259H42ZM73 260H74V259L72 258V263H74ZM124 260H125V258H124ZM242 260H243V258H242ZM242 260H241V261H242ZM255 260H256V259H255ZM255 260H254V264H255ZM259 260H261V259H259ZM259 260H257V261H259ZM40 261H39L38 263H40ZM43 261H42V262H43ZM55 261H54V262H55ZM79 261H80V260H79ZM79 261H78V263H79ZM84 261H85V260H84ZM99 261H100V260H99ZM104 261H105V260H104ZM157 261H159V260H157ZM213 261H214L213 264H227V263H228V262H226L225 260H222V261H221V260H218V261L213 260ZM249 261H250V260H249ZM42 262H41V263H42ZM45 262H46V261H45ZM47 262H48V261H47ZM70 262H71V261H70ZM91 262H92V261H91ZM106 262H108V261L106 260ZM106 262H105V264H106ZM111 262H112V261H111ZM126 262H127V261H126ZM129 262H130V261H129ZM129 262H128V263H129ZM208 262H209V261H208ZM250 262H251V261H250ZM41 263H40V264H41ZM66 263H67V262H63V263H61V264H66ZM68 263H69V262H68ZM122 263H123V262H122ZM139 263H140V262H139ZM147 263H148V262H147ZM157 263H158V262H157ZM157 263H156V264H157ZM247 263H248V262H247ZM247 263H246V264H247ZM260 263H261V262H258V263H256V264H260ZM46 264H47V263H46ZM55 264H56V263H55ZM57 264H58V263H57ZM107 264H108V263H107ZM113 264H115V263H113ZM117 264H118V263H117ZM126 264H127V263H126ZM153 264H154V263H153ZM207 264H209V263H207Z\"/></svg>",
    "mask_w": 264,
    "mask_h": 264
}]
</instances>
